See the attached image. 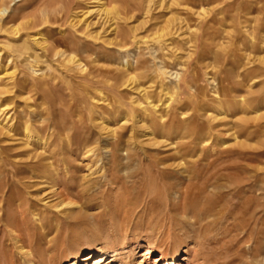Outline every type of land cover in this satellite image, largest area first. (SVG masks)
<instances>
[{
	"label": "rangeland",
	"instance_id": "374dc122",
	"mask_svg": "<svg viewBox=\"0 0 264 264\" xmlns=\"http://www.w3.org/2000/svg\"><path fill=\"white\" fill-rule=\"evenodd\" d=\"M97 1L0 0V264H264V0Z\"/></svg>",
	"mask_w": 264,
	"mask_h": 264
},
{
	"label": "bare ground",
	"instance_id": "6f19581e",
	"mask_svg": "<svg viewBox=\"0 0 264 264\" xmlns=\"http://www.w3.org/2000/svg\"><path fill=\"white\" fill-rule=\"evenodd\" d=\"M151 2H152V0H149V5L151 4ZM154 2V1H153ZM97 3H98V9L96 10L98 13H100L101 15H104V18L106 17V18H110V13H111V9L110 8H108L106 5H105V2H104V0H98L97 1ZM152 5V4H151ZM149 9V8H148ZM150 10V9H149ZM7 14H8V9L7 8H1L0 9V19H2V18H5L6 16H7ZM18 29V28H17ZM17 29H12L14 32H15V34H16V32L18 31ZM162 37V36H161ZM40 43V42H39ZM70 59V58H69ZM72 59H70V61H71ZM80 67V66H79ZM6 114V113H5ZM6 122V121H5ZM6 125V123H4V124H1V122H0V128L1 129H5V126ZM8 128V127H7ZM6 128V129H7ZM0 129V130H1ZM3 129V130H4ZM1 132V131H0ZM24 133V132H23ZM30 133V132H29ZM29 133H26V135H27V137H32V135H30ZM41 140V139H40ZM46 164V163H45ZM1 184V183H0ZM12 186V185H11ZM63 187V186H62ZM5 189V188H4ZM56 190V189H55ZM2 192V191H1ZM65 192V191H64ZM7 193V192H6ZM10 193V195H12V193L11 192H9ZM13 193H14V191H13ZM1 195V194H0ZM8 195V194H7ZM61 199H64V198H61ZM3 204V203H2ZM72 205V203L71 202H65V201H63V200H59L58 202H56V207H69V206H71ZM1 208H3V207H1ZM1 208H0V210H1ZM4 210V209H3ZM2 213V212H1ZM4 213V212H3ZM117 251V249H112L111 251H108V250H104V249H102L101 251H100V254L99 255H97V257H95L94 259H93V264H103L104 262H106V260H107V258L109 257V256H113V255H115L116 252ZM93 253V252H92ZM112 253V255H109V254H111ZM115 253V254H114ZM176 253V252H175ZM151 254H153V251H152V249L149 247V248H146L145 250H144V253L141 255V259L143 260V261H145L148 257H149V255H151ZM117 255V254H116ZM79 256H80V253H79V251H76V252H73L72 253V258H73V260H72V262L70 263V264H75L76 262H77V260H78V258H79ZM159 257H160V259H162V260H168L169 258H167L168 257V255H166V256H163L162 255V253H159ZM93 258V254H89V255H86L85 257H83V259H84V261H87V260H89V259H92ZM171 258V257H170ZM157 260H159V259H156V261ZM171 260V259H170Z\"/></svg>",
	"mask_w": 264,
	"mask_h": 264
}]
</instances>
